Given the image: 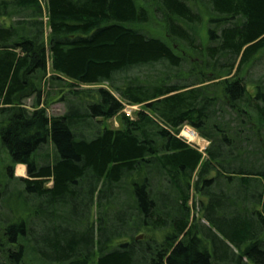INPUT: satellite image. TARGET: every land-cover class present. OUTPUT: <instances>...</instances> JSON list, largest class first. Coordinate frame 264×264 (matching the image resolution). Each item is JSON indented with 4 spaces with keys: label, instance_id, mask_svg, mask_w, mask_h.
<instances>
[{
    "label": "trees",
    "instance_id": "1",
    "mask_svg": "<svg viewBox=\"0 0 264 264\" xmlns=\"http://www.w3.org/2000/svg\"><path fill=\"white\" fill-rule=\"evenodd\" d=\"M263 60L264 0H0V264H264Z\"/></svg>",
    "mask_w": 264,
    "mask_h": 264
},
{
    "label": "rangeland",
    "instance_id": "2",
    "mask_svg": "<svg viewBox=\"0 0 264 264\" xmlns=\"http://www.w3.org/2000/svg\"><path fill=\"white\" fill-rule=\"evenodd\" d=\"M207 25V24H206ZM208 26V25H207ZM206 26V27H207ZM204 28V27H203ZM164 70L165 69H163V67H158V68H155V69H153V70H151L150 72H152V74L153 75H159V74H162L163 72H164ZM144 72H146V71H144ZM145 74H147V72L145 73ZM264 74V60L262 61V62H260L255 68H253L252 69V79L254 80V79H258L259 77H261L262 75ZM251 90H253V88L251 87ZM26 104L28 105V106H31V104H32V100H28L27 102H26ZM135 107H138V106H135ZM138 109H139V107H138ZM137 111V110H136ZM66 112V105L65 104H63V103H57V104H55V105H53V106H51V108L49 109V111H48V113H49V115L50 116H58V115H62V114H64ZM107 124H108V126H110L111 128H117L118 126H119V122L116 120V119H113V120H110V121H107ZM187 129H191V130H194L195 132H196V130L195 129H193L192 127H190V126H184L183 128H182V130H181V137L182 138H184V139H186L189 143H192V144H194V145H196L197 147H199V149L201 150V151H204L208 146H209V142L208 141H206V140H204L203 138H201L200 136H199V134L196 132V134L198 135V137L202 140V141H200V143H197L196 141H198L197 140V137L195 138V139H193V138H189V137H187L186 135H184V133L183 132H185V130H187ZM187 135H188V132L186 133ZM182 135H184V137L182 136ZM10 156H9V154L7 155L6 154V152L1 148V143H0V185L1 186H4V184H5V177H4V174H5V170H4V166L5 165H7V164H9V162H10ZM24 166V167H23ZM23 166H21V165H18L17 167H16V170H15V176H17V177H27V168H26V166L25 165H23ZM22 175V176H21ZM14 185H16V181H14L12 184H11V186H10V191L9 192H11V190H13L14 188H15V186ZM51 185V184H50ZM49 185V186H50ZM1 188V187H0ZM193 195H195V194H193ZM13 203V205L14 206H17V203H16V201H13L12 202ZM0 211H4V210H1V208H0ZM198 211L196 210L195 211V214H196V216H197V218L198 219H201V215L199 214V213H197ZM5 221V216L3 215V213L2 212H0V223H3ZM200 221H202L201 223H202V225H204L203 223H205L206 224V221L205 220H200ZM207 243H208V248H209V250L213 253V248H214V244L212 243V241H210V240H207ZM220 242L218 241V244H217V242H216V250H217V253H218V255H219V257H225L226 255H228L229 253L226 251V249H224L223 247H221V245L219 244Z\"/></svg>",
    "mask_w": 264,
    "mask_h": 264
},
{
    "label": "built area",
    "instance_id": "3",
    "mask_svg": "<svg viewBox=\"0 0 264 264\" xmlns=\"http://www.w3.org/2000/svg\"><path fill=\"white\" fill-rule=\"evenodd\" d=\"M138 107H135V106H126L125 109H124V112L125 114L128 116V117H132L133 118V114H134V111L137 110ZM184 133V132H183ZM181 136V135H180ZM184 137V135H182ZM185 138V137H184Z\"/></svg>",
    "mask_w": 264,
    "mask_h": 264
},
{
    "label": "bare ground",
    "instance_id": "4",
    "mask_svg": "<svg viewBox=\"0 0 264 264\" xmlns=\"http://www.w3.org/2000/svg\"><path fill=\"white\" fill-rule=\"evenodd\" d=\"M188 132V135L186 134ZM184 135H186L187 137H191V138H193V139H195L196 137H197V140L198 141H196L197 143H200V141H202L199 137H198V135L196 134V132L194 131V130H191V129H187V130H185V132H184ZM190 138V139H191Z\"/></svg>",
    "mask_w": 264,
    "mask_h": 264
},
{
    "label": "crops",
    "instance_id": "5",
    "mask_svg": "<svg viewBox=\"0 0 264 264\" xmlns=\"http://www.w3.org/2000/svg\"><path fill=\"white\" fill-rule=\"evenodd\" d=\"M21 166H23V165H21ZM24 167V166H23ZM22 176V175H21Z\"/></svg>",
    "mask_w": 264,
    "mask_h": 264
}]
</instances>
